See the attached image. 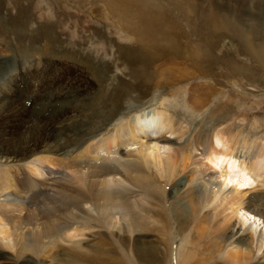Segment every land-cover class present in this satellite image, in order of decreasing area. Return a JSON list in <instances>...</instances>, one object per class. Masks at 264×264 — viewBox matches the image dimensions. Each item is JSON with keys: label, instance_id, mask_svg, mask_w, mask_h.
I'll return each mask as SVG.
<instances>
[{"label": "rangeland", "instance_id": "obj_1", "mask_svg": "<svg viewBox=\"0 0 264 264\" xmlns=\"http://www.w3.org/2000/svg\"><path fill=\"white\" fill-rule=\"evenodd\" d=\"M174 1L173 7L181 6ZM180 1L182 9L172 10L167 0H0V168L10 169L19 187L25 185L7 193L29 199L17 204L13 221L0 228V264H177L176 255L187 244L191 247L192 264H211L197 258L204 257L200 250L208 246L212 229H219L225 238L231 235L229 223L236 221L222 220L214 207L199 214L198 219L194 216L186 220L181 234L170 216L166 228L162 209L165 205L164 212H171L174 189L165 179L160 186L167 192V200L151 205L136 197V204L125 216V210L116 214L120 221L112 227L102 226L100 219L94 218L90 229L81 231L83 237L66 236L74 233L68 226L66 230L46 234L42 222L50 215L40 216L43 197L25 182L21 184L26 163L37 155H50L49 149L40 152L38 146L48 148L55 139L68 145V150L77 151L82 148L80 143L87 131L105 132L101 123L109 115L106 104L112 93H120L121 107L126 108L119 115L134 114V110L145 107L140 115L151 117L148 110L159 113L156 106L165 100L176 118L190 127L189 136L195 131L209 134L222 127L237 131L244 124L249 141L264 140V62L249 53V48L254 47L264 61V0ZM157 15L161 16L160 29L149 30L147 23V30L139 28L140 21L147 17L156 20ZM138 46L149 56L153 54L152 70L156 68L151 77L152 87L140 99L137 90L123 83L131 81L129 65L134 62L131 56ZM203 48L222 57L220 60L226 58L237 65H247L248 73L243 78L227 77L223 66L216 63L213 67L219 75H214L212 84L208 82L211 78L193 72L185 78L163 75L169 63L171 68L190 70L189 56H193V50ZM166 51L173 53L164 54ZM145 78L150 77L145 74ZM89 91L94 93L90 100L101 106L97 113V104L90 109L75 106L76 99ZM153 115L159 118V114ZM64 118L67 131L53 130ZM47 128L52 129V135L45 136ZM74 129L80 132L71 134ZM27 143L37 147L26 155L15 156L21 147L26 149ZM157 145H150L151 153L158 148L164 156L168 144ZM250 197L253 204L247 211L255 209L257 213L249 215L239 210L242 226H236L249 232L255 230L252 235L257 237L264 235V222L259 218L260 213L264 215V193ZM49 207L46 209L50 212ZM223 249L217 256L218 264L228 262V247ZM257 249L254 248V256H262L264 245ZM262 258L255 264H264Z\"/></svg>", "mask_w": 264, "mask_h": 264}, {"label": "bare ground", "instance_id": "obj_2", "mask_svg": "<svg viewBox=\"0 0 264 264\" xmlns=\"http://www.w3.org/2000/svg\"><path fill=\"white\" fill-rule=\"evenodd\" d=\"M171 2L173 3V0H167L170 9H182V1H174L177 6L181 5L177 9ZM152 8L151 6L150 9ZM133 16L135 15L133 14ZM147 18L144 19V22L140 21L139 28L147 30L146 23L149 30L161 28L160 15L156 16V20ZM165 19L162 17V20ZM243 42L246 44L248 42L251 46L249 41L243 40ZM140 47L138 46L139 50L134 48V54L132 53L131 56L134 58V62L129 65L131 81L123 82L129 89L137 90L139 99L143 98L142 96L152 87L151 77L156 70V68L152 70V63L155 61L153 54L150 53L149 56L145 49ZM196 49L193 50V56H189L192 62L190 70L171 68L170 63L168 65L166 63L163 75L166 73L168 77L175 79L176 77H190L192 76L190 73L193 72L197 73V76L211 78L208 82L212 84L215 82L214 75H219L214 71L213 65L216 63L223 66L227 77L237 75L243 78L248 73L249 69L245 64L237 65L226 58L220 60L222 57L213 56L209 48ZM249 49L250 54L257 55L255 59H258L260 63L264 62L261 54L255 51L254 47ZM163 53L171 54L173 52ZM159 57L161 58V56ZM145 74L150 78L146 79ZM119 94L112 93L108 98L106 105L110 108V112L105 121L101 123L104 125L105 132L96 129L87 131L84 134L86 137L80 143L82 148L77 151H75L76 148L68 150V145L63 146L60 142H55L54 139L53 145L48 148L38 146L40 152L49 149L50 155H37L30 161H26L27 165H25L22 177L24 181L19 180L21 184L26 183L43 197V212L40 216L50 215L42 222L46 228L43 232L48 234L53 230H66L68 226L73 229L74 233L66 234V236L83 237L84 233L81 231L90 229V222L94 218L100 219L102 226L112 227L117 221H120L116 214L125 210L123 214L125 216L129 208L136 204V197L146 200L151 205L167 200L168 194L160 186L161 181L165 179L168 183H172L174 189L171 212L169 211V214L164 212L165 205L162 209L165 214L164 226L166 228H169L168 217L170 216L177 224L179 229L177 233L181 234L182 225L186 220H190L194 216L198 219L199 214L207 212L212 207L217 214L220 211L219 215L222 220L231 221L233 219L236 221L229 223L231 228L229 237L225 238L216 227L212 229L208 246L204 247L203 251L200 250L204 257H196L197 261L218 264L216 262L218 254L223 248L228 247L225 254L228 262L226 260H224L225 262L219 261L220 264L259 263L258 258L264 257V254L260 257L254 256V248L259 247V250L262 248L264 235L254 237L255 230L249 232L245 228L242 229V219L238 218V212L239 210L245 211L249 215L257 213L255 209H252L251 212H248L247 209L249 205L253 204L250 197L252 194L264 193V140L255 138L249 141V137L244 132V124H242V129L237 131L229 127H222L209 132V134H199L195 131L189 136L190 127L176 118L174 112L166 106L165 100L156 106L159 113L151 108V110L147 109V114H152L151 117L140 115L145 111L144 106V108L138 107L139 109L134 110V114L127 112L125 115H119L122 113V109H126L121 107L123 104L121 105ZM93 95L94 93L91 91L86 92L76 99L75 106L90 109L91 106L97 104L96 113L99 112L101 106L98 105V102L90 100ZM102 102H105L104 99ZM188 109H190L189 106ZM90 114L93 116L95 110H90ZM153 114H159V118ZM65 118L59 122L58 126H54L53 130L60 129V131L66 132ZM160 124L163 128L159 127ZM49 129L47 128L45 136L52 135V129ZM78 132L80 131L74 129L71 134L74 135ZM164 132L169 133L172 139L165 137ZM186 135L189 136L188 140L185 138ZM158 143L168 144L169 149L166 150L164 156H161L158 148L156 153H151L153 150L150 145L159 147ZM36 147L27 143L26 149L21 147L15 156L26 155ZM216 167L219 169L217 170ZM62 168L65 170L62 171ZM187 175L191 177L186 178ZM17 180L10 173V169L0 168V228H4L8 221H13L17 204L28 202V197L18 199L11 193H7L9 189L17 191L20 188H25V185L19 187ZM47 181L50 182L44 184ZM47 206H50V212L46 209ZM210 216L214 217L212 213ZM259 218L261 222H264L263 214L260 213ZM30 223V221L26 222V224ZM236 223H240L241 226H236ZM234 237L236 238L234 239ZM228 240L231 241L227 244ZM201 253L198 254L202 256ZM191 255V247L189 248L187 244V247L178 251L177 264H192ZM261 262H264V258L261 259Z\"/></svg>", "mask_w": 264, "mask_h": 264}]
</instances>
